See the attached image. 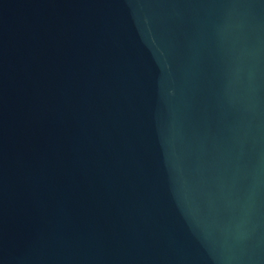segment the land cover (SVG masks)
Wrapping results in <instances>:
<instances>
[{
  "label": "water",
  "instance_id": "water-1",
  "mask_svg": "<svg viewBox=\"0 0 264 264\" xmlns=\"http://www.w3.org/2000/svg\"><path fill=\"white\" fill-rule=\"evenodd\" d=\"M0 264H264V0H0Z\"/></svg>",
  "mask_w": 264,
  "mask_h": 264
}]
</instances>
